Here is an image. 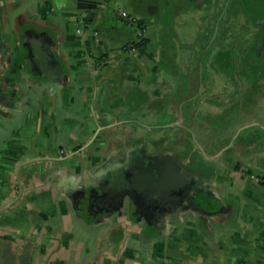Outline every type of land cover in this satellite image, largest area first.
Wrapping results in <instances>:
<instances>
[{"label": "crops", "instance_id": "crops-1", "mask_svg": "<svg viewBox=\"0 0 264 264\" xmlns=\"http://www.w3.org/2000/svg\"><path fill=\"white\" fill-rule=\"evenodd\" d=\"M151 9L0 0V264H264V71L194 85L191 35ZM138 146L182 158L204 201L132 214L111 184Z\"/></svg>", "mask_w": 264, "mask_h": 264}, {"label": "flooded vegetation", "instance_id": "flooded-vegetation-1", "mask_svg": "<svg viewBox=\"0 0 264 264\" xmlns=\"http://www.w3.org/2000/svg\"><path fill=\"white\" fill-rule=\"evenodd\" d=\"M147 1L153 8L151 15L159 22L157 24L160 26L162 36L171 35L177 38L184 31L192 35L191 32L187 31L188 22L190 16L195 18V14H197L202 28L191 36L192 39L187 45L194 50L196 49L197 54L191 58L189 63L186 59V67L190 66L197 72L192 76L194 85L212 83L217 79L236 82L254 80L261 75L256 70L264 71V0ZM167 29H169L170 34ZM212 37L213 42L211 43ZM179 66L181 65L179 64ZM251 71L252 75L247 77V72ZM225 73L231 75L225 77ZM180 74L177 76V87L187 84L189 80L185 77L187 75L180 76ZM203 79L207 82L204 83ZM169 152H146L149 157H146L148 159L146 163L142 161L137 163L135 173L138 172L140 175L144 187L148 176L159 179L166 177V172H161L160 169L156 170L155 167L157 164L159 168V165L161 163L163 165L165 160H168L170 169L172 168L173 171L183 175L185 165L181 162L183 159L176 157L172 162L170 157L173 156H169ZM138 154L140 151L137 152ZM167 156H169L168 159ZM166 167L167 165H165ZM183 181L185 183L184 191L180 190V195L169 191L163 195L150 196L149 191L146 192L143 187L138 191L127 189L126 191L132 194V212H136L132 214H143L148 223L153 224L164 214L172 211L177 213L187 209L192 200L196 205L202 203L204 196L196 192V189H190V184L193 182L186 178Z\"/></svg>", "mask_w": 264, "mask_h": 264}, {"label": "water", "instance_id": "water-1", "mask_svg": "<svg viewBox=\"0 0 264 264\" xmlns=\"http://www.w3.org/2000/svg\"><path fill=\"white\" fill-rule=\"evenodd\" d=\"M78 7L80 8H96V5L93 3H87V2H80L78 4ZM140 151V154L137 155V152ZM145 157V159H144ZM146 157L147 154L145 152V149L140 148L138 146L135 147L134 149L129 150L124 157L122 158V168L123 171L121 172V175H119V177H117L116 179L113 180L111 185H117L120 184L122 181L125 182V185H127V189L128 190H134L136 189L137 191L140 190L142 187L146 190L149 191V195L150 196H154V195H163L169 191H173L172 193H176L178 195H180V190L184 191V178L186 179H190L193 183L190 184V189H196V191L198 192H202V190H200L199 188V182L193 178H197L199 181H201L200 175L197 172H192L189 170V168L187 166L184 165L183 167V175L179 174L177 171H173L174 169H170L169 167V162L168 160H165V162H163V165H159V168L156 164V170L160 169L161 172H166V177H162L161 179L157 178H151L148 176V179L146 180V184L144 187V183L143 180L141 179L140 175L136 172V167H137V163H139V161L145 162L148 160ZM169 156H167L166 158L168 159ZM149 158V157H148ZM172 162L173 160H175L176 158L174 157H170ZM156 159V158H153ZM152 163V162H151ZM155 163V162H153ZM159 164V163H158ZM165 165H167V167L165 168ZM169 168V169H168ZM169 177V178H168ZM120 179V180H119ZM123 179V180H121ZM123 183V182H122ZM181 187H183L181 189ZM150 188V189H149ZM199 188V189H198ZM205 193L207 194L208 192L206 191V188H204ZM98 193V192H97ZM97 193L94 191H90V193H88V199L92 198L91 196H94L95 198H97ZM126 194H129V192L127 191ZM99 195V194H98ZM131 195V193L129 194Z\"/></svg>", "mask_w": 264, "mask_h": 264}, {"label": "rangeland", "instance_id": "rangeland-1", "mask_svg": "<svg viewBox=\"0 0 264 264\" xmlns=\"http://www.w3.org/2000/svg\"><path fill=\"white\" fill-rule=\"evenodd\" d=\"M120 24H122L120 22ZM188 26L189 28L187 29L188 32H191V36L195 35L197 32L200 31V29L202 28V25L200 23V20L199 18L197 17V14H195V18L193 16H190V20L188 22ZM210 42L212 43L213 42V37L210 39ZM231 74L230 73H225L224 76H230ZM252 75V71L251 72H247V77H250ZM223 76V78H224ZM204 83L207 82V80L203 79ZM175 141L178 143V144H181V138H177L175 139Z\"/></svg>", "mask_w": 264, "mask_h": 264}, {"label": "built area", "instance_id": "built-area-1", "mask_svg": "<svg viewBox=\"0 0 264 264\" xmlns=\"http://www.w3.org/2000/svg\"><path fill=\"white\" fill-rule=\"evenodd\" d=\"M122 17L126 18L127 17V13L126 12H121ZM256 182L264 185V178H254Z\"/></svg>", "mask_w": 264, "mask_h": 264}, {"label": "trees", "instance_id": "trees-1", "mask_svg": "<svg viewBox=\"0 0 264 264\" xmlns=\"http://www.w3.org/2000/svg\"><path fill=\"white\" fill-rule=\"evenodd\" d=\"M143 45V42H141V43H138V44H132V45H130L131 47L129 48V49H131V48H133V49H136V48H139V47H141Z\"/></svg>", "mask_w": 264, "mask_h": 264}]
</instances>
